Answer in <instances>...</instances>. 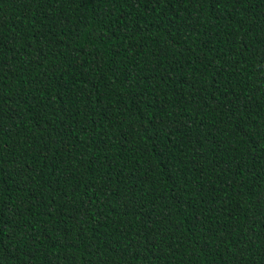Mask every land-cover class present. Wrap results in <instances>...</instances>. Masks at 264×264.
Instances as JSON below:
<instances>
[{"label": "trees", "instance_id": "trees-1", "mask_svg": "<svg viewBox=\"0 0 264 264\" xmlns=\"http://www.w3.org/2000/svg\"><path fill=\"white\" fill-rule=\"evenodd\" d=\"M0 264H264V0H0Z\"/></svg>", "mask_w": 264, "mask_h": 264}]
</instances>
